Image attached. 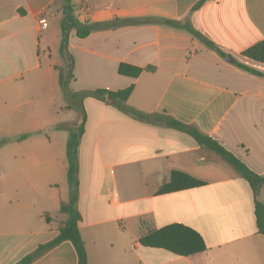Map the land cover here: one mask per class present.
Returning <instances> with one entry per match:
<instances>
[{
	"label": "crops",
	"instance_id": "obj_1",
	"mask_svg": "<svg viewBox=\"0 0 264 264\" xmlns=\"http://www.w3.org/2000/svg\"><path fill=\"white\" fill-rule=\"evenodd\" d=\"M200 1L72 0L82 22L188 19L234 59L164 24L120 25L85 38L71 32L74 92L134 84L127 105L158 115L137 119L107 94L83 101L78 209L88 264H264L251 185L162 119L195 126L264 175V64L242 54L264 39V0H206L193 11ZM62 18L61 0H0V264L55 238L66 219L70 131L57 125L77 122L79 111L60 85ZM258 199L264 204V187ZM175 225L199 233L205 248L188 254L200 243L185 229L169 230ZM32 264L79 260L64 241Z\"/></svg>",
	"mask_w": 264,
	"mask_h": 264
},
{
	"label": "trees",
	"instance_id": "obj_2",
	"mask_svg": "<svg viewBox=\"0 0 264 264\" xmlns=\"http://www.w3.org/2000/svg\"><path fill=\"white\" fill-rule=\"evenodd\" d=\"M62 1V11L63 18L61 21V45L60 52L67 60V66L63 69H60V85L68 97L75 100L76 107L79 111V118L77 122L73 124H60L57 125V128L68 129L70 131V136L67 142V160H68V170H67V178L69 183V197L66 201H63L60 207V213L66 215V219L63 221L60 226L59 234L53 238L52 240L40 244L33 252L28 253L24 257H22L19 261L14 264H32L35 260L41 257L45 252L54 248L55 246L61 244L64 241H71L74 245L77 254L79 264H88V255L85 247V242L81 236V232L79 229V222L81 221V213L78 209V201L80 195V180H79V145L81 138L84 134L85 123L87 120V114L84 109L83 101L86 97L92 96L99 100L105 101L106 94L108 97L112 98L115 105L120 110L127 112L131 116L143 120V121H153L152 119L158 118V115L145 114L140 112L130 106L127 105V100L131 93L134 90V84L130 86L119 89L117 91H105L103 89L96 90H84L80 92H74L70 88V82L74 78L73 67H74V59L69 52V38L71 32L74 30L75 34L79 38H85L90 35L92 32L97 30H103L107 28H112L120 25H128V24H140V23H157L164 24L175 28L185 29L189 33H191L195 38L199 39L203 42L207 47L215 50L222 57H226L227 54L223 52L212 40L203 35L200 31H198L190 20L180 21L167 19L162 17H137V18H126V19H114L109 21H101V22H82L78 19L75 14V7L72 3V0H61ZM206 0H201L198 2L194 8L197 10L200 8ZM242 54L246 57H249L257 62L264 64V39L256 42L251 45L247 49H245ZM236 65L246 71L253 72L255 74H260L255 69H252L239 61H236ZM121 71V68H120ZM163 121L174 128L185 131L193 136L197 142L202 146L213 153L219 155L222 159H224L228 164H230L237 173L243 177L252 187L253 193L255 196V215L257 227L261 234L264 236V204L258 199L259 192L261 188L264 187V175H260L250 169L244 162H242L239 158H237L231 151L227 150L224 146H222L217 140L213 139L211 136L202 133L199 129H197L193 125H188L182 123L172 117L164 116L162 117ZM28 136V134H24L19 136L18 140H23ZM178 229V230H177ZM185 229L188 231L190 237H192L196 243L195 248H191L188 252L194 253L201 251L205 248L204 240L196 231L184 227L182 225H175L169 227V230L172 231H182ZM142 242L145 244L146 239H142ZM167 248L175 250L170 245H166Z\"/></svg>",
	"mask_w": 264,
	"mask_h": 264
},
{
	"label": "built area",
	"instance_id": "obj_3",
	"mask_svg": "<svg viewBox=\"0 0 264 264\" xmlns=\"http://www.w3.org/2000/svg\"><path fill=\"white\" fill-rule=\"evenodd\" d=\"M38 23L40 30H46L49 27V20L47 17H40Z\"/></svg>",
	"mask_w": 264,
	"mask_h": 264
},
{
	"label": "water",
	"instance_id": "obj_4",
	"mask_svg": "<svg viewBox=\"0 0 264 264\" xmlns=\"http://www.w3.org/2000/svg\"><path fill=\"white\" fill-rule=\"evenodd\" d=\"M226 61L234 62V59H233V57H231V55H228V56L226 57Z\"/></svg>",
	"mask_w": 264,
	"mask_h": 264
},
{
	"label": "rangeland",
	"instance_id": "obj_5",
	"mask_svg": "<svg viewBox=\"0 0 264 264\" xmlns=\"http://www.w3.org/2000/svg\"><path fill=\"white\" fill-rule=\"evenodd\" d=\"M51 60H53V61H54V59H51Z\"/></svg>",
	"mask_w": 264,
	"mask_h": 264
}]
</instances>
